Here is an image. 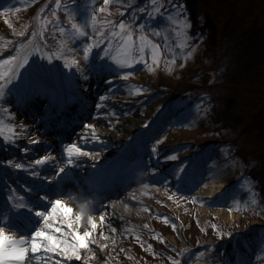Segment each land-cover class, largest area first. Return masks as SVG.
<instances>
[{"label": "rangeland", "instance_id": "rangeland-1", "mask_svg": "<svg viewBox=\"0 0 264 264\" xmlns=\"http://www.w3.org/2000/svg\"><path fill=\"white\" fill-rule=\"evenodd\" d=\"M197 1L209 13L201 15V23L204 24L207 17L215 22L212 30H207L208 33H216V44L220 45V49L218 46L215 48V57L211 56L213 46L207 45L209 34L199 37L198 33H193L192 21L188 16L181 15L179 9L169 4H165L166 10L162 12V17H158L161 13H153L152 17L145 13L144 20H147L144 22L143 34L147 41L144 42V51L138 52L124 49V40L112 36L113 31L120 29L107 30L109 26L105 21L115 22L123 9H130L122 19H125V23L139 26L141 20H137L139 15L136 12H139L141 0H112L107 6L110 12H100L104 0H83L82 4L67 11L63 25L68 37V41L66 39L63 44L71 46L72 54L65 55L64 62L71 65L72 70L65 69L59 58L54 56L68 83L74 84L79 80L80 99L76 98L75 102L68 99L65 92L77 89L66 88L69 84L64 83L54 67L52 74L45 73L39 63L33 72L53 86L55 97L51 102L35 99V90L30 88L34 99L31 103L38 105L31 106L28 101L27 108L31 109L30 112L37 111L36 117L20 111L19 102L11 105L13 98L10 93L4 97L7 109L13 114L6 127L12 123L28 126L26 133L20 132L15 143L0 138V151H3L0 154V173L11 171L14 179L15 176H24L26 180L17 182L19 186L14 196L24 197L32 204L41 203L35 200V194L41 190L39 186L26 183L28 179L34 181L39 178L36 175H42L45 180L40 183L44 185L48 180L46 177L51 176L44 166L33 163L40 155L55 157L49 160V166L58 168L59 172L60 168H74L80 174L83 173L94 185L100 184L98 191L109 184L118 191L117 198L106 202L108 205L105 198L99 195L101 208L96 213L81 209L92 215L96 222L91 240L99 241L106 247L100 248L98 243L90 242L88 249H81L84 259H78V264H101L108 261L107 255L111 258L109 264H172L173 260H179L181 264H264V189L259 188L258 181L249 176L251 166L264 169V131L261 129L264 128V0ZM0 2V7L7 6L4 0ZM54 3L60 9V0L59 4L57 0H16L8 8L0 9V61H7L10 56L20 58L26 55L27 49L30 51L33 38L38 36V22H43L41 33L44 29L43 37L48 38L47 23L53 13L45 12L47 17L43 16L42 20L39 15L41 11L50 10ZM93 14L96 15L95 22L92 20ZM169 15L174 20H169ZM153 17H158L156 25H152ZM185 20L191 24L190 28H185ZM73 22L80 25L87 35H80L73 29ZM156 31L160 32L159 36L155 34ZM101 32H110L108 38H104L106 41L101 47L102 52L97 58L95 47L93 52L96 58L84 61L83 46L92 43L94 38L99 40V44L103 43ZM19 36L22 39L12 47ZM140 36L141 29L138 33L133 31L132 47L137 50L141 45ZM251 37H255L256 41L249 45L248 52H259L260 58L257 56L252 60L240 54L238 59L234 53L246 50L245 43ZM149 42L160 46L156 53L157 63H153L152 43ZM21 45L24 47L21 48ZM105 50L109 52L107 57L104 55ZM41 53H27L28 63L19 68L16 82H25L34 77L29 70L30 65L32 68L34 61L43 56ZM216 54L220 55L216 58ZM113 56L124 66L113 60ZM73 58L78 61L77 64H72ZM216 60L220 62L219 66L215 65ZM16 63H0V85H5L4 78L12 72ZM91 65L96 67L89 69ZM240 65L241 74H238ZM213 68L224 77V81L218 83L226 88L222 102L235 105L237 120L252 125L249 131H236L230 126L232 121L222 131L217 130L212 113L214 103L220 102L218 99L215 102L206 97L192 111L185 110L182 114L179 104L170 97L172 90L180 89L186 83L190 84L189 88L200 90L202 83L197 79H187L188 75ZM85 70L87 76L78 79ZM247 70L253 71L251 75H256L251 78L255 81L252 85H249L250 79L245 78L247 74L242 73ZM256 71L257 74H254ZM128 73L132 74L129 76ZM250 86L252 89H249ZM52 93L48 96H52ZM55 100H63L65 105L80 101L85 108V115L76 119L82 122L76 130H71L65 141L56 138L60 134L48 135L44 128L42 117H47V109L55 106ZM74 106L69 105L71 109ZM88 124L95 125V128L88 129ZM33 132L40 135L42 143L38 149L29 151L32 155V164H29L20 151H25L23 140L31 137ZM95 133H99V140L94 139ZM11 134L9 130L4 133L8 136ZM127 134L133 135L131 139L126 137ZM85 136L90 139L85 141ZM227 138L235 143L215 147L216 140ZM157 141L161 143L157 144ZM71 143L79 144L93 155L78 156L73 164L68 165V155L64 149ZM8 148L13 151L11 154L7 152ZM171 156L177 159H170ZM7 160L24 164L26 167L20 169L24 173L11 170L10 165L5 163ZM68 173L72 172L68 170ZM58 175L62 179L61 174ZM113 175L114 178L111 177ZM119 181L131 183L130 186L134 185L135 188H121ZM212 181H226L228 189L212 199L200 197L198 189ZM53 182L56 185L60 183ZM74 186L78 185L73 183L68 189L72 191ZM79 189H83L82 186ZM90 189L93 190V186ZM76 195L77 192L68 198L61 195L48 197L66 198L73 205V212H77L79 208L76 203H85L87 200L81 199L79 194L77 199ZM44 201L46 208H50L51 202ZM196 203L213 208L231 207L236 218L226 220L221 213L212 211L198 217L192 209ZM101 214L105 217L103 222L100 220ZM85 218L86 215H83L80 222H84ZM220 225L229 226L232 235L229 236L225 227ZM113 228L116 231L113 232ZM64 229H69L66 224ZM8 230L14 229L10 225ZM101 232L104 236L100 235ZM55 234L65 238L62 234ZM93 252L96 253L94 257Z\"/></svg>", "mask_w": 264, "mask_h": 264}, {"label": "snow or ice", "instance_id": "snow-or-ice-1", "mask_svg": "<svg viewBox=\"0 0 264 264\" xmlns=\"http://www.w3.org/2000/svg\"><path fill=\"white\" fill-rule=\"evenodd\" d=\"M112 0H104L103 6L100 8V12H110V9L107 7ZM57 4H59V0H57ZM165 4H169L173 7L175 6L174 0H160L159 6L158 0H150L144 7L139 8V12L146 13L149 17L153 16V13L160 14L164 12ZM127 9H123L121 11V15H123V11ZM178 10V9H177ZM169 20H174L171 15H169ZM92 20L95 22L96 15L93 14ZM105 23L110 26L111 28H118L120 31H113V37H120L124 40V49L129 51H144V42L147 41V37L143 34V29L145 28L144 24H140L139 28L141 29V45L139 49H135L132 47V39H133V27L134 25L131 23H125L124 21H120L119 23H115L111 20H106ZM185 28H190L191 24L185 20L184 21ZM73 29H76L80 35L86 36L87 33L83 31L82 27L75 22L72 24ZM61 33L65 30L63 28L59 29ZM23 34V33H21ZM157 36L160 35L159 31L155 33ZM107 36V33L101 32L100 38L104 39ZM187 38V33H185ZM152 43V42H149ZM99 45V40L93 39L92 43H88L83 46V60L88 61L90 56L93 55V49ZM24 45H21L23 48ZM111 47V44L109 45ZM159 45L152 43L153 49V63L158 62L157 51L159 49ZM35 51L40 52V48L36 47ZM43 55V53H41ZM105 57L109 55V52L105 50L104 52ZM49 60L52 59V55L49 54L47 56ZM63 58V57H62ZM113 60H116L118 64L124 66L123 62L117 59V57L113 56ZM133 58V62H134ZM143 59V57H141ZM22 60V62H21ZM11 61H17V66L22 67L23 64L28 63V57L23 56L22 58L10 56L7 61H0V63L7 64ZM78 61L73 58L72 64H77ZM66 67L71 65L66 64ZM132 73H128L130 76ZM5 95V86L0 85V99H2ZM101 99H105L102 97ZM99 107V106H98ZM0 112H7L8 117L12 118L13 114L8 109H0ZM7 122L0 116V138L7 140L9 143H15L16 139L18 138L20 132L26 133L28 130V126L21 123L20 125H16L15 123L8 124L7 129L12 133L11 136L4 135V126ZM88 129L93 130L95 125L88 124L86 126ZM19 129V131H17ZM90 138L85 136L84 140L87 141ZM94 139L99 140L100 135L99 133H95ZM39 142V138L36 137L35 139H30L29 143L35 144ZM161 141H157V144H160ZM27 150V149H26ZM67 152L68 159L66 163L71 165L75 162V158L78 156H91L93 155L91 152H86L82 146L77 143H71L66 146L64 149ZM48 155H40L37 159L33 161L34 164L40 165L52 159ZM170 159H177L176 156L169 157ZM7 165H14L16 169H24L26 166L22 163L14 162L13 160H7L5 162ZM65 171L64 168H60V173ZM183 171V169H180ZM51 179V177H48ZM12 190H10L11 192ZM10 202L7 206L6 213L3 216H0V264H31V261L34 257V254L41 253V252H48V253H59L61 256L65 257L66 261H70L72 259H84L81 255V249H88L89 243H98L100 248H105L106 245L99 243V241L90 240L92 237V230L96 228V222L93 219L92 215L87 216L88 224L91 228L84 230L81 232L78 228L79 223L84 215L83 210L73 212L72 206L60 199L52 200L50 208H41L38 204H32L31 201L26 200L24 197H16L14 195H10L8 198ZM43 200H48L49 197L45 195ZM63 209V212L60 211ZM34 212V216H33ZM56 216L57 218L63 217V224L59 223V219L57 223L52 222V217ZM28 221L29 223H33L34 230L30 231V237L27 235H20L18 232H14L12 230L6 231L7 225L13 219H20ZM101 222L105 220L103 214L100 216ZM35 224H40L41 226L35 227ZM71 230L68 235L72 236L71 241H66L61 237L57 236L55 233H60L65 231L64 225ZM54 229V232L51 231ZM112 231H116L115 228ZM101 236H104V233H100ZM229 236L232 235L231 232L228 233ZM90 250V249H89ZM184 251H187L186 249ZM183 255V253H180ZM92 256H96V253H92ZM37 259H42V257H36ZM61 264H65V261H62ZM172 264H181L179 260H173Z\"/></svg>", "mask_w": 264, "mask_h": 264}, {"label": "trees", "instance_id": "trees-1", "mask_svg": "<svg viewBox=\"0 0 264 264\" xmlns=\"http://www.w3.org/2000/svg\"><path fill=\"white\" fill-rule=\"evenodd\" d=\"M141 2H146V4H148V3H150V0H141ZM197 2H198L197 0H174L176 8L181 11L180 12L181 15H187L188 18L192 21V25H193L192 32L193 33H196V34L198 33L199 37L209 34L210 39L207 41V45L213 46L212 47L213 50L211 51V56H214L215 51H216L215 48L218 46L216 44L217 43V40H216L217 36H216V33H214V34L208 33L207 30L209 28L212 30V26H213V24H215V22L213 21V19L211 20L207 17L204 21V24L201 23V21H200L201 15L204 12L207 15L209 13H208V11H205L203 8H201ZM117 19H118V17H117ZM216 31H217V29H216ZM250 39L251 40H249L245 43V44H247L246 50H242V51L240 50V51L234 53L236 55V57H238V59H240V54H243V55H245V57L247 56L248 58H250L252 60L257 56H259V58H260L259 52H254V54H252L251 52L250 53L248 52L249 45L252 44V42L255 43V41H256L255 37H251ZM13 40H14V38H13ZM218 47L220 49V45ZM224 53H225V50H224ZM219 55L220 54H216V58ZM220 59H219V61H220ZM215 65L219 66L220 62H218L216 60ZM232 69L235 70L234 66H232ZM238 70H239L238 74L239 73L241 74V72H240L241 65L238 68ZM246 72H242V73L245 75L247 74L245 77L246 80L250 79L251 82H250V84L249 83L248 84L249 85L254 84L255 81L252 80L251 78H254L256 75H251V73L253 71H250V70H247ZM248 74H250V75H248ZM254 74H257V71L254 72ZM188 78L197 79L199 82L202 83V88L200 90H198V88H194V87L189 88L190 84L186 83V84H183L180 87V89L172 90L171 94H176V93H179L181 90H184V92L181 95H179V99L185 100L188 103H193V102L197 101L198 99L206 98V97H210L212 99V101H215V102L217 101V99L220 100V102L214 103V108H213V113H212V117H213L214 121L217 123V126H216L217 130H219V131H222V128L227 127L226 125H228L229 122H231V121H232V123L230 126L233 127L236 131H238L240 133L247 132L251 129L252 125H250V124L248 125V123L242 124V120H237L238 118H237V115L235 112L236 111L235 105L231 106L227 103L222 102V99L224 100L222 95L224 94L223 92L225 91L226 88L222 85H218V83L221 82L224 79V77H223V75H221V73H217L215 71V68H213L211 70L198 71V72H196V75L195 74L188 75L187 79ZM249 89H252V86H250ZM230 117H233V119H231ZM229 119H231V120H229ZM261 129L264 131V128L261 127ZM250 135H252V134H250ZM220 142L223 144L235 143L233 140L227 138V139L216 140V145L219 144ZM256 151L258 153H260L258 150H256ZM249 170L251 171L250 176L254 177L258 181V187L261 189H264V169L258 168L256 165H254V166H251V168ZM220 226H224L226 229V232L227 231H228V233L232 232V230H231V228H229V226H227V225H220Z\"/></svg>", "mask_w": 264, "mask_h": 264}, {"label": "bare ground", "instance_id": "bare-ground-1", "mask_svg": "<svg viewBox=\"0 0 264 264\" xmlns=\"http://www.w3.org/2000/svg\"><path fill=\"white\" fill-rule=\"evenodd\" d=\"M125 129L127 131H129L128 128H125ZM132 136L130 134H127L126 137L128 139H131ZM36 137L39 138V142L38 143H35V144L29 143V140L30 139H35ZM52 142H54V141H52ZM23 143H24L23 144V147H24V150H25V151H23V153H25V154L28 153L30 155V152L29 151H33V150L38 149V147L42 143V140L40 138V135H37L36 132H33L31 137L23 140ZM115 149H116L115 150L116 152H119V149L118 148H115ZM53 158H55V157H53ZM67 171L68 170L66 169L64 172L67 173ZM62 174H64V173H62ZM64 175H66V174H64ZM228 186H229V184L226 181H221L220 183H216V182L212 181V183H209L207 185H203L202 187H200L198 189V191H197V194L200 197H206V198L212 199L214 197H218L220 194H222L224 191H226L228 189ZM134 188H135V186H134ZM88 196L93 198V196H90V195H88ZM59 199L71 205V203L69 202V200H67L66 198H59ZM49 202H52V200L51 201L49 200ZM76 204L78 206L77 208H79L78 209L79 211H81V209H83V208L92 206L90 202H86V203H76ZM76 204L74 206H76ZM192 209H193L194 214L196 216H198V217H202L204 215H208V213L210 211H212L214 213H221V215L226 220H232V219L236 218V215L232 211L231 207H227V208L215 207V208H213V207L201 206L199 203H196L193 206ZM60 211H63V209H60ZM84 215H86V218L83 220L84 222H80L79 223V226H78V228H79V230L81 232H83L86 229L91 228V226L87 222V216L89 214H87L85 212ZM58 219H59V223H62V221H61L62 218L61 217L57 218L55 215L52 217V222L53 223H57V220ZM95 219H96V217H95ZM51 231L54 232V229H52ZM70 231H71L70 229H66L65 231L60 232L59 234H62L63 235L62 237L65 236V238H62V239L66 240V241H71L73 238H72V236L68 235V233H70ZM94 233H95V231L92 230V236L94 235ZM90 240H91V238H90ZM56 254H57V257H55V254H53V253H48V252L38 253V256H36V257H42V259H37L36 257H34L32 259L33 261H31V264H56V263L57 264H61L62 261H65V264H78L77 263V260L78 259H72L70 261H66L65 260V257L61 256L59 253H56ZM107 258H108V261H104L101 264H109L111 262L110 261L111 258L108 255H107Z\"/></svg>", "mask_w": 264, "mask_h": 264}]
</instances>
